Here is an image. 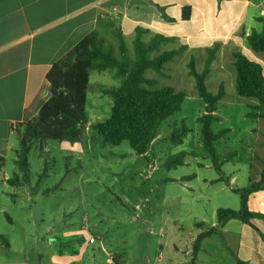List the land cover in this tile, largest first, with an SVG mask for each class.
Wrapping results in <instances>:
<instances>
[{
    "label": "rangeland",
    "instance_id": "374dc122",
    "mask_svg": "<svg viewBox=\"0 0 264 264\" xmlns=\"http://www.w3.org/2000/svg\"><path fill=\"white\" fill-rule=\"evenodd\" d=\"M104 38L119 56V40L112 33ZM126 44L133 59L134 42L128 37ZM176 48L173 44L161 47L152 58ZM190 59V54H181L166 64L165 78L153 70L145 73L158 80L157 88L170 86L185 92L181 110L162 122L146 155L136 154L127 141L105 143L93 128L111 116L114 104L113 96L102 88L123 83L109 70L88 74L89 126L74 143L51 139L41 150V140H34L29 172L19 187L7 182L14 178L16 156L12 153L0 170V264L192 262L193 244L202 230L197 224L211 226L221 208L240 209V196L233 189L248 184L249 165L261 152L259 138L251 130L262 132L264 120L246 117L249 105L257 100L239 96L235 71L233 76L228 74L223 81L226 94L215 113L219 121L213 123L212 131L228 130L215 147L222 162L236 152L225 162L223 173L227 178L238 170L239 179L233 186L211 183L220 175L203 145L198 118L206 104L188 73ZM261 60L264 65V55ZM204 64L197 57L198 72ZM220 80L216 73L209 77L211 93H218ZM183 127L188 129L183 142H175L174 132L180 129L183 135ZM21 135L29 137L26 129ZM180 153L185 154L184 165L165 166ZM207 248L215 249L213 244ZM210 262L230 264V258L215 255Z\"/></svg>",
    "mask_w": 264,
    "mask_h": 264
},
{
    "label": "crops",
    "instance_id": "0c3cea01",
    "mask_svg": "<svg viewBox=\"0 0 264 264\" xmlns=\"http://www.w3.org/2000/svg\"><path fill=\"white\" fill-rule=\"evenodd\" d=\"M187 10L189 19L184 18ZM263 20L264 0H0V170L14 153V174L19 173L16 147L26 125L51 97L48 73L93 32L105 41L109 33L118 39V32L133 42L138 35L144 42L163 35L173 41L162 48L186 47L182 54L204 63L208 49L219 45L206 85L216 73L222 79L220 88L228 74L235 71L236 78L234 52L263 63L264 54L247 44L253 30L262 31ZM251 133L259 138L261 152L249 165L248 184L259 180L264 169V125L262 132L252 129ZM230 176L228 185H236L239 171ZM248 206L264 215V190L251 194ZM217 225L218 221L209 227ZM215 255L229 257L230 264H264V218H254L251 224L230 220L219 234L203 240L190 264H212Z\"/></svg>",
    "mask_w": 264,
    "mask_h": 264
},
{
    "label": "trees",
    "instance_id": "16d2710c",
    "mask_svg": "<svg viewBox=\"0 0 264 264\" xmlns=\"http://www.w3.org/2000/svg\"><path fill=\"white\" fill-rule=\"evenodd\" d=\"M189 17L190 11L187 10L184 12V18L189 19ZM262 22V31L253 30L247 37V44L252 51L264 54V20ZM117 37L120 46L119 56L111 47L106 46L105 40L97 32H93L58 61L48 73L51 97L38 116L26 125L25 129L29 137L20 135V148L16 160L19 173H15L14 178L8 180L9 184L15 187L23 185L24 177L26 178L29 172V154L34 140H41V150L51 139L74 143L82 129L89 126L85 102L90 71H114L115 78L123 80L118 88H102L103 93L110 94L114 98L111 116L93 126L105 143L120 145L127 141L136 154L146 155L162 122L181 110L185 92L177 91L170 86L157 88L158 80L147 78L145 73L147 70H153L158 77H167L166 64L174 61L186 47L164 51L152 58V54L159 51L163 44L172 42L173 38L156 35L149 42H144L138 35L134 41L135 56L131 59L121 32H118ZM218 51L219 45L208 49L202 72H198L194 57H191L187 67L189 75L195 79L199 97L206 104V111L198 118V122L201 124L203 145L220 175L219 179L213 183L229 184L228 178L224 177L223 173L225 160L223 162L219 160L215 147L216 141L224 137L228 130L219 133L212 131L213 123L219 121L215 114L217 106L224 98L226 91L224 85H221L218 93L213 94L206 85ZM233 58L238 95L256 99L258 102L257 105H249L251 112L247 113L246 117L264 120V66L239 51L233 53ZM182 130L183 135L180 134V129L174 132L175 142H183L182 136L188 132V129L183 127ZM233 156H236V152L231 153L229 158ZM184 159L185 154L180 153L170 158L165 166L169 168L182 166ZM2 162L3 159L0 158V163ZM260 190H264V169L259 180H251L246 187L233 189L240 196L239 210L219 209L217 211L218 225L215 227H209L202 222L197 224L202 231L193 244L194 260L203 240L219 234L221 228L230 220L236 219L245 224H251L254 218H264V215L260 213L251 212L248 206L250 195Z\"/></svg>",
    "mask_w": 264,
    "mask_h": 264
},
{
    "label": "built area",
    "instance_id": "2783aa9c",
    "mask_svg": "<svg viewBox=\"0 0 264 264\" xmlns=\"http://www.w3.org/2000/svg\"><path fill=\"white\" fill-rule=\"evenodd\" d=\"M90 242H94V239H91V241Z\"/></svg>",
    "mask_w": 264,
    "mask_h": 264
}]
</instances>
